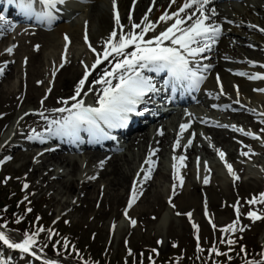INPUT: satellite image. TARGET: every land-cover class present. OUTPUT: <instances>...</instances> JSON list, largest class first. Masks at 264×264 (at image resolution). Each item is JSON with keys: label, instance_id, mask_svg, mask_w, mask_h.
I'll list each match as a JSON object with an SVG mask.
<instances>
[{"label": "rangeland", "instance_id": "1", "mask_svg": "<svg viewBox=\"0 0 264 264\" xmlns=\"http://www.w3.org/2000/svg\"><path fill=\"white\" fill-rule=\"evenodd\" d=\"M32 32L34 31L27 27L15 30L10 38L16 41L18 47L12 54L5 52L6 56L4 55V59L0 60V69L3 68L2 66L10 65L4 72L3 69L0 72V195H3L0 196L2 198L0 201L2 204L22 203L24 205L26 203L34 212L32 217L36 214L42 215L46 224L45 231L41 232L43 237L50 234L48 231L50 227L57 228L58 231L71 234L78 243V247L86 251L87 255L91 254V249L97 251L99 248V251H94L95 254H91L90 257L104 254L112 262L133 261L138 254L145 260H149L153 249L156 250L158 261L163 256L171 259L166 264H198V256L201 259L205 258V253L208 256L209 247H221L220 250L223 253L229 252L231 257L241 256V249L245 245H256L264 249V218L253 220L248 216L250 211H255L257 215L264 217V204L247 203L253 196L264 193V131H262V139L255 140L242 136L231 127L241 123L260 131L264 129V123L258 121L261 115L252 110L257 109L264 113V92L254 91V96H249L240 91L237 95V90L233 93H221V89L214 92L210 88L207 89L202 99L208 102L207 105L202 104L200 114L208 115L214 122L203 125L197 131L198 134L190 145L195 146V153L192 156L186 153V144L174 150L172 135L168 144L164 146L152 138L144 150L140 149V142L129 147L128 144L132 142L129 140L128 146L118 155L126 154L130 159L129 165L125 164L123 170L127 171L131 179L128 187L120 189L121 195L115 196L114 191L108 187V180L101 176V172L111 169L108 164H101L106 161L105 158L86 160L85 155L88 151H59L55 149L58 143L49 140L48 121L60 119L62 115H65L54 111L64 106L60 101L65 99H62L64 93L57 87L58 79L55 83H50V77L53 76L55 69L52 67L51 70V66L58 60L55 61V57L51 56L50 61L46 64L44 62L38 68H34L31 63V55L38 45L36 41H33ZM88 54L90 55V51L83 43L75 44L68 53L67 65L55 78L66 73V68L72 64L83 72L84 65L89 59ZM90 63L87 65L89 66ZM81 76L82 74L79 80ZM88 99L95 101L91 96H88ZM237 100L239 103H236ZM219 102L225 107L229 104L230 107L218 113L216 107ZM236 105L244 111L234 113L233 108ZM40 112H43L48 119L41 117ZM19 114L18 122L11 126L12 120ZM261 117L264 120V116ZM219 125H229V127ZM168 131H171L170 127L165 132L166 137H168ZM214 131L230 135L231 141L219 145ZM37 134L40 138H36ZM134 136L135 134L131 138ZM41 140L48 143L42 145L37 143ZM217 149L226 154L227 160H225L232 165L235 175L239 176L236 185L241 187L242 182L250 177L256 179L257 183L253 191L240 193L238 189H235L233 194L227 195L219 192L217 199L205 196L208 189L213 191L222 189L221 181L214 180L220 173L219 170L221 173L225 170L221 168L218 161ZM51 150L76 159H85L84 163L83 165L80 163V170L72 172L69 166L60 164L49 157ZM181 151L186 155L183 162L185 166L179 168V175L183 177L182 185L176 178V171L170 169L169 163L171 153L177 155ZM153 152H155L154 155H152ZM242 153H248V155H242ZM195 154L200 157L199 166L198 161L193 163ZM149 158L155 161L156 165L158 164L156 168L146 163ZM139 166H141V176L136 184L137 198L128 212V217L136 221L133 226L131 220L123 215V210L127 205L131 181L134 174L138 172ZM150 167H152L151 176L145 180L146 171L142 169L147 170ZM207 175H212V178L210 177L209 183L205 184L204 177ZM228 179L231 181L233 176H229ZM23 180L28 185L26 189L22 185ZM191 181H195L202 187L199 191L202 202L186 210L187 208L179 206L178 197L185 191L196 192ZM71 182H75L76 187L68 191L67 187ZM171 183H177L179 196L170 203L164 188L167 190ZM3 185L7 186L2 188ZM173 203L175 207H172ZM234 206L239 207V218ZM21 211L25 210L21 209ZM177 213L180 214L177 215ZM188 213H191V218L187 215ZM207 215L212 217V223L217 226L215 230ZM8 219L9 223L15 220ZM237 219H239L237 229L242 227L243 231L223 233L220 230ZM193 223L199 225L198 233L193 228ZM6 233L12 241H22L19 235H14L10 231ZM196 235L200 236V243L195 241ZM228 239L234 240L235 244L228 245L223 242ZM37 250V256L29 253V260L25 264H37V257L43 256L40 249ZM17 255L19 257L21 254L18 252ZM3 256L7 258V264H20L18 257L10 259L6 251L1 250L0 258ZM218 256L214 253L209 262H202L199 259L201 261L199 264H215V259H221ZM222 257L225 260L228 258L227 255ZM258 258L260 259L261 256L256 254V259ZM48 260L58 264H75L73 261L64 263L51 258ZM242 262L241 260L237 263L242 264Z\"/></svg>", "mask_w": 264, "mask_h": 264}, {"label": "snow or ice", "instance_id": "2", "mask_svg": "<svg viewBox=\"0 0 264 264\" xmlns=\"http://www.w3.org/2000/svg\"><path fill=\"white\" fill-rule=\"evenodd\" d=\"M8 2L10 4H18L21 11L29 17L35 16L40 21L47 20L51 22L55 19L54 10L57 9L58 5L64 4L65 0H8ZM154 2L155 0H153ZM37 3L43 6V10L37 11L35 8ZM112 3L115 9L116 0H112ZM176 3L177 0H170V4ZM210 3L211 0H183L176 11L171 13L166 11L159 17V21L167 25L159 32H156L157 24L150 21L147 15L142 18L141 23H131L130 30L125 32V25L121 23L119 12L115 11V27L107 39L104 40L103 50L97 52L96 48L89 43V48L95 53L96 59L91 67L87 64L84 65V74L78 81L74 94L68 99L61 100L60 103L64 106L54 110L65 115H62L60 119L48 121V133L54 136L68 137L75 141L80 140L81 132L88 133L96 142L101 139L111 138L106 129L125 127L130 114L136 113L137 106L144 103L145 98L149 94L160 91L153 75L149 74L160 75L167 73L169 78L167 81L168 86L173 89L185 86L191 89H198L206 79L203 73L207 72L211 65H200L197 62V58L202 57L203 53L210 51L222 35V26L219 23L210 22L216 15L214 8H208ZM150 11L151 9H149ZM129 20L131 21V17H129ZM169 21H171L170 24L168 23ZM0 22L7 23L8 21L4 15H0ZM117 29H119V32ZM259 31L264 33V28H260ZM150 32L154 33V35L148 36ZM65 40H68L67 36H65ZM85 40L87 41V35H85ZM7 51L11 53L12 48L7 49ZM65 62H67L66 59ZM105 62H108L110 67L104 68L94 81H89V76L92 72L105 64ZM252 63L255 66V62ZM260 66L264 67V65ZM61 67H63V64ZM0 72H2V69H0ZM237 74L247 76L252 80H264V74L262 73L249 75L248 73L240 72ZM217 81L219 82V76H217ZM93 84L101 86L99 91L92 87ZM220 89L221 93H223L222 84H220ZM236 90L237 95H239L238 86H236ZM257 91L264 92V89H257ZM49 92H51V88H49ZM90 93L95 95V101L94 103H85V98ZM41 103L43 104V101ZM236 103H239V101L237 100ZM39 115L45 120L48 119L43 112H40ZM260 115L264 116V113H260ZM261 123H264V120ZM219 126L229 127V125ZM189 127V124H181L180 135L182 136ZM231 127L233 130L240 131L253 139H261L260 136L245 131L243 128H237L235 125ZM261 131H264V129H261ZM160 134L163 135V132L161 131ZM36 138H40L39 134H37ZM188 144L189 146L191 145V140H189ZM180 147V139H177L174 150ZM217 152L220 159L225 161L229 173L234 179L238 180L239 177L235 175L232 165L225 160L226 154L219 149H217ZM154 154L155 152L152 153V155ZM242 155H248V153H242ZM185 159L186 157L183 155L179 157L173 156V160L176 162L173 164V168L176 170V178L179 179L180 185L183 184V177L179 175V168L185 166L183 163ZM146 163L155 165V161L150 158ZM207 170L211 171V169ZM142 171H146L144 179L147 180L151 176L152 167L147 170L142 169ZM204 183H209L208 176L204 177ZM27 187L28 185L25 184L24 188L26 189ZM175 187L174 185V190ZM136 198L137 189L134 186L128 205L129 208L135 203ZM247 203L250 205L264 204V193L253 196ZM172 206L175 207V205ZM234 207L239 218V207ZM28 211L30 212L31 209L29 208ZM179 214L177 213V215ZM124 215L128 217L127 210ZM187 215L191 218V213ZM248 216L253 220L264 218L257 215L255 211H250ZM128 218L134 226L136 221L130 217ZM209 222L212 223L211 220ZM238 224L239 219L220 230L223 233H235L237 230L243 231L242 227L237 229ZM3 227L6 228L7 226L4 225ZM212 227L215 230L217 226L212 223ZM193 228L198 233L199 225L193 223ZM43 231L45 229L42 227L38 228L36 232L31 234L25 233L21 242H14L5 231L0 230V242L10 248L19 249L24 253H31V255L37 256L33 249L37 244V236ZM48 231L50 233L49 238H51L54 233L51 230ZM197 241H199L198 235ZM223 242L228 245L235 244L232 239ZM68 246V242L65 241L64 248L67 249ZM200 250L202 251L203 249ZM153 251L155 252L156 250L153 249ZM209 251L216 255H227L226 253H220L216 247L211 248ZM241 251L247 256L245 248H242ZM260 256L261 258L258 260L246 259L245 264H264V253H261ZM44 264H54V262L45 260Z\"/></svg>", "mask_w": 264, "mask_h": 264}, {"label": "bare ground", "instance_id": "3", "mask_svg": "<svg viewBox=\"0 0 264 264\" xmlns=\"http://www.w3.org/2000/svg\"><path fill=\"white\" fill-rule=\"evenodd\" d=\"M163 1L164 0H157L156 8H154L153 11H156L155 15L159 14L158 17L163 15L166 11L169 13L176 11L183 2V0H177L176 4H170V0H167L164 3ZM214 3L216 4L217 11H220L219 15L215 16L217 17L215 20L221 21L222 25L224 26V36L220 41L221 46L217 49H220L221 52H227V56L235 58V55L237 59H239L240 63H237L236 61L225 63L219 59L217 61L206 62L205 65H211L207 72H205V75L209 76L210 74L208 77V84L210 83L211 88H218L219 85L222 84L223 90L226 93H233L236 89V86H238L242 93H246L249 96H254V91L257 89H264V80H252L247 76H240L235 72H245L249 75L256 73L264 74V67L260 66L264 65V33L259 31L260 28H264V0H257V2H245L242 6H236L231 3L223 6L220 4V0H214ZM150 4L151 1L149 2L148 0H116V7L114 9L111 0H96V3L92 4L90 8H88L89 5H79L78 8L76 7L77 9L75 10L78 14L75 16V18L71 19L72 21L67 23L61 22V19L66 18L64 13L54 12L55 19L52 20L50 24L52 30L48 31L43 27H39L38 30L32 34V38L34 39L33 41H36V44H38V47H36L37 49L31 55L32 65L34 68H38L39 65L42 66L44 62L46 64L48 61H50L49 57L53 56L55 57V61H58L51 67L57 68L67 58L69 53L67 45L72 44L73 48L75 44H82L83 41L85 42V35H87V40L93 46H95L97 50H103L104 40L107 39L108 35L115 27V11L119 12L121 23L125 25L124 31L127 32L131 28V23L142 22V18L147 15L146 9L151 6ZM129 17H131V21L129 20ZM149 17L153 18L152 15H149ZM85 18L89 21L86 27L88 30L84 25ZM150 21L157 24L156 32H159L167 27L166 24L159 21V18L154 17ZM168 23L170 24L171 21ZM7 27L8 25H5L2 29ZM245 27H252L251 32L247 31ZM117 31L119 32V29H117ZM152 35H154V33L150 32L148 34V36ZM1 36L4 37L5 34ZM65 36L68 37V40H65ZM11 43L15 42L7 39L5 42V47ZM3 45L4 42H0V55L4 54L2 53ZM56 57L58 58L56 59ZM92 57L93 55L89 57L87 64L90 63ZM252 62H255V66ZM99 67V70H97L98 68L96 69L97 72L93 73L89 81H93L94 79L98 78L101 71L104 68L110 67V65L108 62H105V64ZM80 74H82V71L80 72V69L72 64L70 67L66 68V73L61 74V76L57 78L59 82L57 87L62 91V93H64L62 99H68L74 94L72 88L78 83ZM217 75L220 77L219 85L216 80ZM92 87H94L96 91H99L101 86L93 84ZM90 94L94 95L92 93ZM233 117H235V115ZM19 118L20 114L12 120L11 126L16 124ZM247 129L250 131L254 130L252 128ZM214 135L219 145L231 141L230 135L220 134L219 131H214ZM150 136H152V134L149 128H140L135 136L130 138V141L132 142L129 144V147L136 144L137 142H140V149L142 148L144 150ZM167 136L168 137L164 136L163 138H158V143L163 146L166 143L168 144L170 139L169 131ZM50 138L53 139V136L51 135ZM187 151L192 153L195 151V147H188ZM49 152V157L60 164L69 166L72 172H77L80 170V166L83 165V160H85L82 158L76 159L74 157H69L68 155L60 154V152L54 150ZM108 154L110 155V158L108 159L107 164L109 167H111V169H106L105 171L101 172V176L108 180V187L114 191L115 196L121 195L119 193L120 189L122 187H128V184L130 183V175L127 173V171L123 170V166L125 164L129 165L130 159L126 154L118 155L114 148H112ZM103 155V153L97 150H91L85 156L86 160L94 161L101 159ZM219 172L220 174H217L214 180L216 181L218 179L221 181L220 186L222 189L218 188L216 191L208 189L205 192V196L210 197V199H217L219 192H223L227 195L235 192V189H238L237 191L242 193L253 191L256 187L257 181L253 177H250L247 181H243L241 187H239L238 184L236 185V182L233 180L230 181L228 179L229 175L225 170L224 175L221 173V170H219ZM190 183H193L196 192L185 191L182 193V195H178L179 197L177 196L179 206L187 208L186 210H189V208L193 206H198L202 202V195L199 193L202 187L195 181H191ZM171 185L172 183L169 185L167 190L164 188V191L165 193L167 192L166 194L168 197L171 193ZM75 187V182H71L68 185L67 190L71 191L72 189H75ZM163 220L164 219H162V221Z\"/></svg>", "mask_w": 264, "mask_h": 264}, {"label": "trees", "instance_id": "4", "mask_svg": "<svg viewBox=\"0 0 264 264\" xmlns=\"http://www.w3.org/2000/svg\"><path fill=\"white\" fill-rule=\"evenodd\" d=\"M7 203H3L0 201V216L2 217V219L6 218H13L15 219L13 221V223L9 224V225H15L17 226L20 225V226H23L24 228H31L33 227V221L32 219H29L27 221H24L26 220V215L24 214V216H16V211H18L19 209V206L15 203V205H13V203H10L9 206L6 205ZM9 220V219H8ZM63 245V246H62ZM75 248H77V245L74 246ZM59 249H64V243H62L60 246H55L54 243H51L50 244V249L49 251L50 252H55L56 250H59ZM246 251H247V256L246 257H251V256H254L256 253H258L260 251V247H256V245H248L246 246ZM95 251V250H94ZM93 250H91V253L94 254ZM242 255L241 256H233V258L228 261L230 264H239L237 262H240L241 260L244 259V252H242ZM102 262L101 264H108V261L104 258H102ZM166 260V258L164 259ZM169 260V258H168ZM132 264V263H131ZM136 264H141V261H138Z\"/></svg>", "mask_w": 264, "mask_h": 264}]
</instances>
